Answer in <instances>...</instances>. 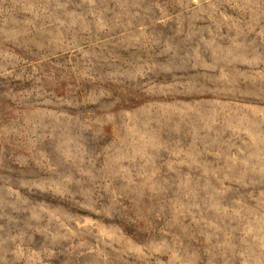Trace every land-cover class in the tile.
I'll return each mask as SVG.
<instances>
[{"label":"rangeland","instance_id":"rangeland-1","mask_svg":"<svg viewBox=\"0 0 264 264\" xmlns=\"http://www.w3.org/2000/svg\"><path fill=\"white\" fill-rule=\"evenodd\" d=\"M0 264H264V0H0Z\"/></svg>","mask_w":264,"mask_h":264},{"label":"bare ground","instance_id":"bare-ground-1","mask_svg":"<svg viewBox=\"0 0 264 264\" xmlns=\"http://www.w3.org/2000/svg\"><path fill=\"white\" fill-rule=\"evenodd\" d=\"M22 20V19H21ZM17 30V29H16Z\"/></svg>","mask_w":264,"mask_h":264}]
</instances>
